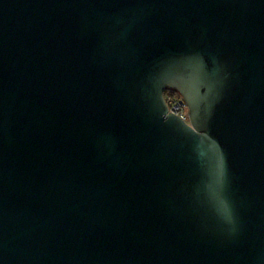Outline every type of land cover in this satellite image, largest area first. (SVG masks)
I'll list each match as a JSON object with an SVG mask.
<instances>
[{
    "label": "water",
    "instance_id": "water-1",
    "mask_svg": "<svg viewBox=\"0 0 264 264\" xmlns=\"http://www.w3.org/2000/svg\"><path fill=\"white\" fill-rule=\"evenodd\" d=\"M0 264H264V0H0Z\"/></svg>",
    "mask_w": 264,
    "mask_h": 264
},
{
    "label": "built area",
    "instance_id": "built-area-1",
    "mask_svg": "<svg viewBox=\"0 0 264 264\" xmlns=\"http://www.w3.org/2000/svg\"><path fill=\"white\" fill-rule=\"evenodd\" d=\"M163 97L167 106V111L187 121V108L178 92L172 88H166L163 91Z\"/></svg>",
    "mask_w": 264,
    "mask_h": 264
}]
</instances>
